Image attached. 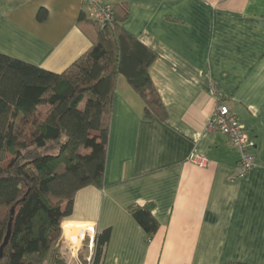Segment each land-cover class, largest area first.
<instances>
[{"label":"crops","instance_id":"obj_1","mask_svg":"<svg viewBox=\"0 0 264 264\" xmlns=\"http://www.w3.org/2000/svg\"><path fill=\"white\" fill-rule=\"evenodd\" d=\"M124 1L123 27L157 54L149 72L168 118L146 119L143 100L118 77L104 184L76 194L56 246L70 251L62 264H94L106 229L100 264H264V0L105 3ZM82 13L83 0H0V53L61 74L92 46ZM218 99L254 142L246 178H235L239 153L228 138L207 129ZM193 153L209 164H193ZM146 205L159 224L153 238L130 211ZM78 228L68 240L65 229Z\"/></svg>","mask_w":264,"mask_h":264},{"label":"trees","instance_id":"obj_2","mask_svg":"<svg viewBox=\"0 0 264 264\" xmlns=\"http://www.w3.org/2000/svg\"><path fill=\"white\" fill-rule=\"evenodd\" d=\"M112 7L107 26L81 14L93 43L61 74L0 53V247L12 219L0 264H46L76 194L103 187L119 76L143 100L146 119L168 118L149 72L157 54L123 27L128 1ZM45 16L41 10L39 19ZM130 211L153 238L159 224L152 206ZM110 236V229L96 235L94 264L102 262Z\"/></svg>","mask_w":264,"mask_h":264},{"label":"built area","instance_id":"obj_3","mask_svg":"<svg viewBox=\"0 0 264 264\" xmlns=\"http://www.w3.org/2000/svg\"><path fill=\"white\" fill-rule=\"evenodd\" d=\"M83 4L88 10V17L100 26L112 23L113 7L106 4L105 0H83ZM207 129L219 131L228 138L230 145L239 153L235 178H246L255 165L254 142L246 125L231 111L228 105L219 100L215 112L209 119ZM189 160L199 167H206L209 164L208 158L197 153H193ZM88 230L94 231L93 227H89Z\"/></svg>","mask_w":264,"mask_h":264},{"label":"rangeland","instance_id":"obj_4","mask_svg":"<svg viewBox=\"0 0 264 264\" xmlns=\"http://www.w3.org/2000/svg\"><path fill=\"white\" fill-rule=\"evenodd\" d=\"M8 160H9V157L7 158V160H6V162H5V164L4 165H6L7 164V162H8ZM78 227H81V226H78ZM85 227H83L82 226V228L81 229H84ZM80 228H78V229H73V230H71L70 231V233L69 234H65L66 235V238L68 239V240H70L71 241V238H72V236L74 237V235L73 234H71L72 232H75V233H77V231L79 232V230H81ZM63 233H64V231H63ZM59 243V242H58ZM57 243V244H58ZM73 244V243H72ZM57 246V245H56ZM73 246H74V249H73V251L75 252V248L77 247L75 244H73ZM87 249V248H86ZM85 249V250H86ZM59 248H57V253H56V256L58 257L57 259L59 260V262H65V260L64 259H60L61 257H64V258H70V251H68V249L67 250H65V252H66V254L65 255H62V254H60L59 253ZM68 256V257H67ZM49 264V259H48V261L46 262V264ZM86 262L83 260V258H80V264H85Z\"/></svg>","mask_w":264,"mask_h":264},{"label":"water","instance_id":"obj_5","mask_svg":"<svg viewBox=\"0 0 264 264\" xmlns=\"http://www.w3.org/2000/svg\"><path fill=\"white\" fill-rule=\"evenodd\" d=\"M11 213L13 214L14 213V210L12 209ZM12 222V219L10 220L9 222V226H8V230H7V234L5 236V239H4V242L2 244V246L0 247V257L2 256L3 254V250L4 248L7 246L8 242H9V239H10V235H11V223Z\"/></svg>","mask_w":264,"mask_h":264},{"label":"bare ground","instance_id":"obj_6","mask_svg":"<svg viewBox=\"0 0 264 264\" xmlns=\"http://www.w3.org/2000/svg\"><path fill=\"white\" fill-rule=\"evenodd\" d=\"M70 231H71V230H69V229H65V233H66V235L69 234ZM73 244H74V243H73Z\"/></svg>","mask_w":264,"mask_h":264}]
</instances>
